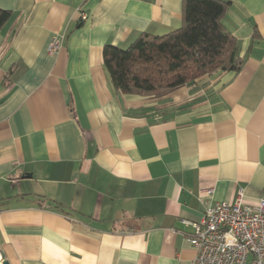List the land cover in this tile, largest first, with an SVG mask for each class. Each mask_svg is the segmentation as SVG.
<instances>
[{
	"label": "crops",
	"instance_id": "obj_1",
	"mask_svg": "<svg viewBox=\"0 0 264 264\" xmlns=\"http://www.w3.org/2000/svg\"><path fill=\"white\" fill-rule=\"evenodd\" d=\"M182 1L0 0L9 264H192L183 219L264 198V0H222L238 71L153 97L118 92L103 66L105 45L181 27Z\"/></svg>",
	"mask_w": 264,
	"mask_h": 264
},
{
	"label": "trees",
	"instance_id": "obj_2",
	"mask_svg": "<svg viewBox=\"0 0 264 264\" xmlns=\"http://www.w3.org/2000/svg\"><path fill=\"white\" fill-rule=\"evenodd\" d=\"M226 2L183 0L182 26L162 35L143 33L128 47L105 45L103 66L122 94L164 96L223 71H238L237 42L221 23ZM10 11L0 9V27Z\"/></svg>",
	"mask_w": 264,
	"mask_h": 264
},
{
	"label": "built area",
	"instance_id": "obj_3",
	"mask_svg": "<svg viewBox=\"0 0 264 264\" xmlns=\"http://www.w3.org/2000/svg\"><path fill=\"white\" fill-rule=\"evenodd\" d=\"M59 47L60 38L54 37L48 52ZM182 223L190 228L187 240L196 251L192 264H264V198L246 202L239 191L234 201H216L198 221Z\"/></svg>",
	"mask_w": 264,
	"mask_h": 264
},
{
	"label": "water",
	"instance_id": "obj_4",
	"mask_svg": "<svg viewBox=\"0 0 264 264\" xmlns=\"http://www.w3.org/2000/svg\"><path fill=\"white\" fill-rule=\"evenodd\" d=\"M3 256L1 255V264H9L6 260L2 259Z\"/></svg>",
	"mask_w": 264,
	"mask_h": 264
}]
</instances>
